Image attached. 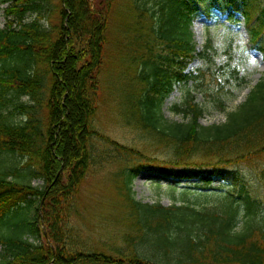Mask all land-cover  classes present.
<instances>
[{
    "label": "trees",
    "instance_id": "obj_1",
    "mask_svg": "<svg viewBox=\"0 0 264 264\" xmlns=\"http://www.w3.org/2000/svg\"><path fill=\"white\" fill-rule=\"evenodd\" d=\"M114 2L0 0L9 18L0 27V227L7 228L0 233V264H264V223L238 230L241 214L264 216V79L224 123L203 125V107L193 98L175 109L191 115L189 121L170 122L161 114L175 85L197 78L186 72L204 56L194 40V17L214 10L242 15L252 47L264 56V0H161L142 55L145 86L137 107L142 129L167 152L165 160L118 143L94 123ZM230 73L241 80L238 87L249 83L236 68ZM216 85L206 96L226 110L233 91L218 79ZM95 138L114 156L144 159L121 173L129 195L138 173L149 167L209 187L218 178L228 185L225 206L218 211L191 199L164 206L133 198L128 249L85 245L70 221L82 183L98 162ZM41 234L45 243L30 242Z\"/></svg>",
    "mask_w": 264,
    "mask_h": 264
},
{
    "label": "rangeland",
    "instance_id": "obj_2",
    "mask_svg": "<svg viewBox=\"0 0 264 264\" xmlns=\"http://www.w3.org/2000/svg\"><path fill=\"white\" fill-rule=\"evenodd\" d=\"M160 6L161 0H115L109 17L107 51L100 76L101 96L94 123L101 133L118 143L165 160L167 152L152 144V137L146 129H142L139 122L141 113L137 107L145 86L140 79L144 60L142 55L148 51V31L156 24ZM7 7L8 4L0 5L1 28L9 20L5 11ZM229 14L214 10L210 16L198 14L194 17L191 24L194 40L197 51L204 56L198 55L186 70L197 78L175 85L174 91L165 98L161 108L164 120L189 121L191 115L175 109L186 108L188 99L193 98L203 107L204 112L199 118L203 125L224 123L227 113L246 101L254 85L264 79V56L252 47L243 16L236 13L231 18ZM230 68L239 70V76L245 77L249 83L238 87L241 80L237 81L231 76ZM217 79L233 91L227 94L226 110L217 109L213 99L206 96L207 92L218 90ZM16 118L21 117L16 115ZM94 141L100 159L90 167L82 183L70 221L73 230L76 229L78 233L75 234L76 239L89 247H98L106 252L129 248L124 235L134 222V199L142 203L160 202L164 206L180 205L191 199L196 200L199 206L218 211L225 206L223 193L228 190V185L218 178H214L209 187L200 180L165 178L149 167L138 173L129 195L124 185L125 177L121 173L125 165L133 168L144 164V159L138 160L140 157L135 156L128 160L121 154L114 156L111 146L98 138ZM110 154L114 157H110ZM42 183L41 180H33L34 185ZM182 188L189 190L187 194L180 192ZM211 189L215 193L200 194L201 190ZM241 215L238 230H243L249 223H264L263 215L255 216L254 220ZM6 231L5 226L0 227V233ZM32 241L43 244L46 239L41 234L31 238ZM2 250L0 243V256ZM150 250L151 247L147 248V251Z\"/></svg>",
    "mask_w": 264,
    "mask_h": 264
}]
</instances>
